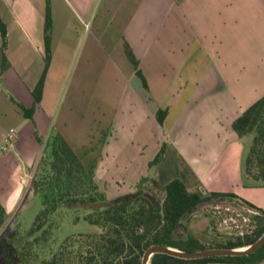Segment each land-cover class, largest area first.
Wrapping results in <instances>:
<instances>
[{"label": "crops", "instance_id": "obj_1", "mask_svg": "<svg viewBox=\"0 0 264 264\" xmlns=\"http://www.w3.org/2000/svg\"><path fill=\"white\" fill-rule=\"evenodd\" d=\"M49 4L52 58L42 99L35 103L33 89L46 64L48 0H0L9 61L3 68L0 27V144L11 126L17 132L10 146L13 152L1 154L0 161L14 153L22 162L21 179L26 182L27 169L42 152V141L56 132L78 154L70 131L78 136L86 127L95 111L98 81L105 79L109 91L121 86L125 119L138 111L149 119L156 136L154 152L164 142L166 148L152 167L149 163L156 154L144 159L143 169L131 180L109 177L98 170L99 164L92 166L100 187L109 194L107 185H113L116 196L149 175L144 186L163 200L166 183L175 176L163 178L162 171L174 162L190 166L180 178L189 189L200 191L204 169L217 153L229 157L249 137L232 128L233 120L264 94V0H50ZM125 41L142 75L126 54ZM17 101L34 106L33 116H26ZM159 107L168 109L163 124L156 116ZM127 126L131 128L128 122ZM107 142L82 148L83 163L89 165L92 157L101 163ZM7 182L0 168V200L12 212L24 186L6 192Z\"/></svg>", "mask_w": 264, "mask_h": 264}, {"label": "trees", "instance_id": "obj_2", "mask_svg": "<svg viewBox=\"0 0 264 264\" xmlns=\"http://www.w3.org/2000/svg\"><path fill=\"white\" fill-rule=\"evenodd\" d=\"M48 0L45 21L46 64L33 89L35 103L43 96L46 74L52 58L51 29L52 14ZM2 30L3 62L9 64L5 55L7 42L6 29ZM124 49L128 57L138 68V59L125 41ZM18 102V101H17ZM28 117L33 116V107H26L18 102ZM168 109L159 107L156 111L158 121L163 124ZM232 128L240 135L252 134V139L245 156V174L254 179L255 184L264 186V94L244 109L232 122ZM49 153L42 159V172L33 181V188L42 195V208L36 214L32 225L21 238L14 233L3 237L1 250L11 264L35 263L33 245H40L46 236L45 223L60 206H86L92 208L87 219L97 224L100 229L86 232L82 238L66 243L50 259L41 260V264H67L71 258L75 264H142L146 249L152 244H162L183 250H196L205 247H242L257 240L264 233V208L239 197L233 191L211 190L208 194L191 190L180 177H174L166 183V196L160 200L157 195L144 186L149 178L140 179L136 188L109 198L100 187L94 175L87 169L70 142L60 132L54 133L48 141ZM166 148L164 142L150 161L152 167L162 158ZM44 169V168H43ZM42 169V170H43ZM219 196L234 197L256 208L260 213L253 215L254 227L251 231L215 238L206 243L188 229L191 215L201 206L215 203ZM9 212L0 200V228L5 224ZM33 236L32 239H29ZM75 242L86 246L80 252L66 258L68 247ZM264 264V243L257 249L237 254H213L201 258H181L167 252H155L150 264Z\"/></svg>", "mask_w": 264, "mask_h": 264}, {"label": "rangeland", "instance_id": "obj_3", "mask_svg": "<svg viewBox=\"0 0 264 264\" xmlns=\"http://www.w3.org/2000/svg\"><path fill=\"white\" fill-rule=\"evenodd\" d=\"M258 58H260L259 54ZM104 85L105 79L98 81L95 111L88 118L86 127L82 129L81 133H78V136L74 134L76 131L73 133V130L72 132L69 130V137L72 138L75 147L77 146L79 156H85L86 153L82 151V148L90 146L92 142H99L98 144L101 146L103 142L108 141L102 155L105 159L99 163L96 162V158H89V165L85 164L87 169L91 172L94 170L92 166L95 167L99 164L98 170L107 173L109 177L114 176L115 179H122L121 176H126V180H131L136 178V174L143 169L144 159L153 158L156 154L154 152L156 136L150 130L149 119H143L140 111L124 118L125 105L121 103L119 97L121 86L118 85L117 88L109 91ZM127 122L131 125L129 129ZM250 137L252 139V134H249L247 140H242L238 151L232 152L229 157L224 153H217L218 157L204 169L202 186L198 188L200 193L208 194L211 190L233 191L239 197L264 208V186L255 184L254 179L244 173L245 156L251 141ZM49 138L42 141V152L40 157L37 155L39 157V159L36 158L37 163L27 169L26 182L21 179V172L24 173L21 171L22 162L14 153L9 158L4 157L0 161L3 177L8 181L4 188L5 191L8 192L9 189H13L17 185L24 186V195L20 204L12 212H9L5 224L0 228V264H10L1 250L3 237L8 233H14L15 236L21 238L42 208V195L34 190L33 180L46 171V168L43 167V169L41 165L46 164L42 159L49 153L47 144ZM90 139L92 140L90 143H85L86 146L83 145L82 141ZM10 149L12 150L10 146L8 149L0 147V155L9 152ZM96 153L99 154L97 150ZM108 156H113L116 159L108 161ZM189 167L172 162L167 165L165 170L163 169V178L185 176L190 171ZM125 185V188L129 187V184ZM136 185L128 191L134 190ZM107 186L110 192L109 194L106 192L107 196L115 197L116 188L109 184ZM1 201L5 204L4 200ZM216 201L201 206L191 215V220L187 223L189 230L206 243H210L215 238L224 239L227 236L251 231L254 227L253 215L260 213L259 210L234 197L219 196ZM91 210L92 208L83 205L75 207L63 205L51 213L44 225L47 232L43 242L40 245H33L38 255L35 256L33 264H41V260L50 259L66 243L81 239L84 233L99 230L100 227L90 222L86 217ZM32 238L33 236L29 237V239ZM81 248L85 250L86 246L78 242H75V245H70L66 258H70L71 252L72 255H78ZM77 260L78 256L71 258L67 264H75L74 261ZM11 264L13 263L11 262Z\"/></svg>", "mask_w": 264, "mask_h": 264}, {"label": "water", "instance_id": "obj_4", "mask_svg": "<svg viewBox=\"0 0 264 264\" xmlns=\"http://www.w3.org/2000/svg\"><path fill=\"white\" fill-rule=\"evenodd\" d=\"M263 243H264V233L257 240L247 245L246 248H242L243 246L234 247V248L213 246V247H205L196 250H183L172 246H165L162 244H152L144 252L142 264H149L152 255L155 252H167L177 256H181V258H201V256H205V255L237 254V253L248 252L257 249Z\"/></svg>", "mask_w": 264, "mask_h": 264}, {"label": "built area", "instance_id": "obj_5", "mask_svg": "<svg viewBox=\"0 0 264 264\" xmlns=\"http://www.w3.org/2000/svg\"><path fill=\"white\" fill-rule=\"evenodd\" d=\"M17 138V132L15 127L11 126L6 135H5V139L4 142L1 144V149H7L9 146L13 145L16 141Z\"/></svg>", "mask_w": 264, "mask_h": 264}, {"label": "bare ground", "instance_id": "obj_6", "mask_svg": "<svg viewBox=\"0 0 264 264\" xmlns=\"http://www.w3.org/2000/svg\"><path fill=\"white\" fill-rule=\"evenodd\" d=\"M242 248H246V246H243ZM150 264V263H149Z\"/></svg>", "mask_w": 264, "mask_h": 264}]
</instances>
